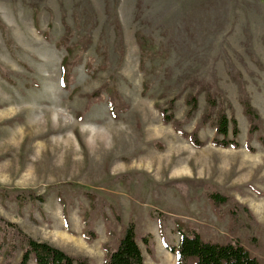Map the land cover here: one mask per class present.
Instances as JSON below:
<instances>
[{
  "label": "rangeland",
  "instance_id": "374dc122",
  "mask_svg": "<svg viewBox=\"0 0 264 264\" xmlns=\"http://www.w3.org/2000/svg\"><path fill=\"white\" fill-rule=\"evenodd\" d=\"M137 34L152 47L145 55ZM63 36L92 38L68 87ZM107 81L128 105L118 118L106 94L89 100ZM243 90L261 115L255 133ZM160 107L206 144L192 145ZM221 112L237 119L239 148L211 143ZM212 190L231 199L216 207ZM240 204L256 223L239 210L244 226H232ZM0 216L96 264L131 222L146 264H176L165 243L178 244L176 221L207 240H240L264 264V0H0Z\"/></svg>",
  "mask_w": 264,
  "mask_h": 264
},
{
  "label": "trees",
  "instance_id": "16d2710c",
  "mask_svg": "<svg viewBox=\"0 0 264 264\" xmlns=\"http://www.w3.org/2000/svg\"><path fill=\"white\" fill-rule=\"evenodd\" d=\"M37 10L36 6H33L34 18H37L39 21V12ZM69 38L70 37L63 36L57 43V46L64 47L66 50V55L61 62V85L63 87H68L72 66L78 63L82 53L87 51L92 44L91 36L87 38L82 37L77 40L76 43H70ZM143 38L142 35L137 34L141 50L143 55H145L144 53L151 51L152 47L148 45ZM144 63L143 60L142 65H144ZM87 68L92 69V62L87 63ZM244 93L245 96H242V103L245 113L251 121L250 132L255 133L259 128L258 123L261 121V115L258 109L252 104L247 93L243 90V94ZM103 94L107 95L110 113L114 118H118L120 112H124L128 108L117 86L111 84L109 81L105 82L99 89L90 94L89 100L91 101L99 98L103 96ZM186 101L189 106L188 116H192L199 107L198 96L192 94ZM174 102V100L171 101V109L174 108ZM161 112L163 120L165 122H173L175 130L186 136L192 145L195 147H202L206 144L205 141L200 138L198 130L189 132L184 129L182 123L176 119L173 110L169 111L168 108H161ZM215 123L218 136L213 138L211 143L221 147L232 146L234 148H239L241 146L237 139L240 133V127L235 117L230 118L225 112H221L218 114ZM231 126L233 138L229 136ZM249 148L253 149L251 146H249ZM183 182L184 185L189 187H208L207 183L202 180L189 179L183 180L182 183ZM177 183L178 181H173L169 184L171 186H177L175 185ZM180 188L183 190V187ZM88 196L90 197V195ZM207 197L216 207L226 204L231 199L228 194L217 190L208 192ZM90 198H93V196ZM31 199L34 200L36 197L31 196ZM235 209L237 211H232V226L234 228L244 226V223L238 220L239 218L237 217L239 210H243L248 215L251 222L256 223L247 206L240 204L237 205ZM0 222L2 223L1 230L4 232L2 244L6 246L3 256L7 261L15 257L16 250L19 248L22 251V255L17 264H29L31 260H34L36 264H96L88 257H75L47 241L36 239L25 232L17 223L11 222L3 216H0ZM176 226L180 233L178 244L172 245L165 242L166 247L176 255V264H260L259 260L251 254L250 250L240 240L232 239L227 242L211 241L205 239L197 229L185 226L180 221H176ZM90 233L91 229L85 230V235L88 239H91ZM17 239H19V243ZM147 240L148 239L145 238V241ZM105 249L106 257L104 264H146L145 255L137 239L136 228L133 222L125 226L123 234L117 238L116 247H106ZM7 261L5 260L1 264H10Z\"/></svg>",
  "mask_w": 264,
  "mask_h": 264
}]
</instances>
